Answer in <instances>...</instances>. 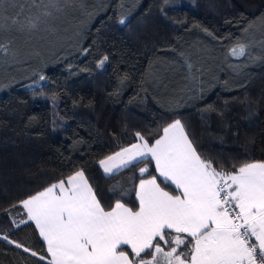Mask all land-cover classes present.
<instances>
[{"label":"trees","instance_id":"trees-1","mask_svg":"<svg viewBox=\"0 0 264 264\" xmlns=\"http://www.w3.org/2000/svg\"><path fill=\"white\" fill-rule=\"evenodd\" d=\"M55 17L57 38L0 33V43L11 41L0 53V237L46 256L36 228L20 224L27 217L12 205L78 169L106 209L119 198L114 186L136 207L132 189L145 165L109 178L98 161L134 143L136 132L154 142L175 119L216 166L264 161V0H73ZM42 43L47 53L32 64L9 63L14 46ZM236 43L248 54L230 56ZM0 264L47 258L0 238Z\"/></svg>","mask_w":264,"mask_h":264},{"label":"snow or ice","instance_id":"snow-or-ice-1","mask_svg":"<svg viewBox=\"0 0 264 264\" xmlns=\"http://www.w3.org/2000/svg\"><path fill=\"white\" fill-rule=\"evenodd\" d=\"M71 3L0 0V33L38 30ZM17 5L19 11L5 16ZM119 22L126 20L121 17ZM10 44L0 43V53H9ZM247 54L245 43L229 49L232 57ZM107 60L100 59L97 68ZM187 67L191 73L193 66ZM134 137V143L100 159L98 165L109 178L145 165L132 189L136 207L123 202L127 190L117 192L114 186L110 191L119 198L106 209L85 171L78 169L12 205L27 216V221L21 216L20 224L34 223L46 256L7 235L0 238L41 261L47 258V264H264V161L216 166L199 154L180 119L163 127L154 142L140 132ZM148 161L157 175L149 172Z\"/></svg>","mask_w":264,"mask_h":264},{"label":"rangeland","instance_id":"rangeland-1","mask_svg":"<svg viewBox=\"0 0 264 264\" xmlns=\"http://www.w3.org/2000/svg\"><path fill=\"white\" fill-rule=\"evenodd\" d=\"M28 5L26 4V7ZM14 8H9V10L5 13V16H12L11 13H8L10 11H13ZM57 25H56V18L50 20L49 25L47 26H41L40 29L32 31V32H23L25 38L31 39L33 36L35 37L36 40L44 39L46 37L48 38H53V37H58L57 33ZM16 31H14L15 33ZM31 47V48H30ZM51 49L54 48V43L50 45ZM14 58H11L13 61H10L9 63L13 67H17V65L22 64V62H26L28 64H32L33 60H36L37 53H47L46 48L42 44H39L36 47L28 46V45H16L14 46Z\"/></svg>","mask_w":264,"mask_h":264},{"label":"crops","instance_id":"crops-1","mask_svg":"<svg viewBox=\"0 0 264 264\" xmlns=\"http://www.w3.org/2000/svg\"><path fill=\"white\" fill-rule=\"evenodd\" d=\"M162 134V133H161ZM151 164H152V166H153V168H154V171H155V166H154V163L153 162H151ZM101 169V168H100ZM101 171H102V169H101ZM102 173H103V171H102ZM104 174V173H103ZM155 174L157 175V173L155 172ZM162 179V178H161ZM138 184V183H137ZM174 187V186H173ZM26 215V214H25ZM27 217V216H26ZM30 223H32V222H30ZM33 225H34V223H32ZM34 227H35V225H34ZM37 230V229H36ZM37 232H38V230H37ZM38 235H39V233H38ZM40 237V236H39ZM41 239V238H40ZM41 241H42V239H41ZM43 242V241H42ZM43 244H44V242H43ZM44 247H45V250H46V246H45V244H44Z\"/></svg>","mask_w":264,"mask_h":264}]
</instances>
